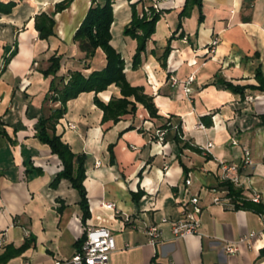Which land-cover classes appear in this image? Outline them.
Listing matches in <instances>:
<instances>
[{"label": "crops", "instance_id": "0c3cea01", "mask_svg": "<svg viewBox=\"0 0 264 264\" xmlns=\"http://www.w3.org/2000/svg\"><path fill=\"white\" fill-rule=\"evenodd\" d=\"M0 1L15 2L11 13L0 15V130L6 133L0 134V253L7 244L19 247L30 237L35 242L5 264L69 259L77 250L75 242L90 226L108 227L115 235L117 249L111 264H264L260 235L241 244L239 251L225 249L251 231H263L264 214L213 202V189L221 188L220 165L225 162L240 167L244 197L252 199L257 191L264 203V92L248 89L241 95L213 84L217 75L236 84H257V68L264 77V0H203L204 21L199 24V13L191 27L188 17L182 20L166 67L159 57L177 27L185 0H159L167 12L137 69L132 68L137 41L125 36L123 29L131 20L132 3L139 0H115L112 44L125 59L128 81L154 97L161 118L150 116L138 103L134 114L116 123L103 122L94 92L68 101L56 128L74 153L87 156L84 185L91 217L85 224L77 190L67 180L57 188L50 186L63 165L35 136V126L43 112L60 105L44 101L52 76L45 77L42 70L51 56H62L58 75L65 79L74 70L88 75L106 66L101 48L85 66L74 41L93 0H72L57 13L56 4L63 0ZM153 1L142 0L137 9ZM41 12L56 21L55 35L48 39L39 38L35 28V16ZM162 23L165 29L158 38ZM216 37V52L206 55L205 46ZM171 75L180 80L174 87ZM190 75L194 80L186 94L182 81ZM98 96L107 103L121 97V91L112 84ZM164 123L168 129L160 143L157 131ZM179 125L182 139L198 149L178 146ZM208 141L214 144L210 152L205 150ZM245 149L252 152L251 166H243ZM183 165L189 169L191 185L185 182ZM34 167L42 173L31 171ZM193 195H199L203 207L201 234L175 237L162 219L180 218ZM150 225L163 231L157 245L145 233Z\"/></svg>", "mask_w": 264, "mask_h": 264}, {"label": "trees", "instance_id": "16d2710c", "mask_svg": "<svg viewBox=\"0 0 264 264\" xmlns=\"http://www.w3.org/2000/svg\"><path fill=\"white\" fill-rule=\"evenodd\" d=\"M72 0H63L56 4L55 13L61 12L68 8ZM142 0L132 3V16L130 22L124 27L123 34L137 41V47L132 56V68L137 69L142 64V56L147 51L148 42L156 32L157 23L162 15L167 12L166 9H156L153 4L142 5L141 9H137V4ZM114 3L115 0H93L86 16L74 34V41L81 52V61H84L85 66H89L93 59L96 50L101 48L107 58V63L101 70H95L86 75L80 70L70 72L68 78L59 76L58 71L61 67V55H53L49 58V65L42 70L45 77L52 76L49 91L45 96V103H57L60 105L55 108H50L49 113L43 112L35 126V136L51 148L62 162L63 168L51 180L50 186L57 188L62 180H67L70 185L77 190L79 194V204L82 209V221L85 224L91 217L90 204L87 196V190L84 185L86 178V154H76L72 151L70 145L63 141L62 136L57 133V123L60 118L67 112V103L69 100L77 98L83 92H94L95 103L103 110V122L112 120L118 122L122 116L126 114H134L138 108V103L142 104L154 118H161L158 114V108L154 102V97L145 92V88L139 85H132L126 76V62L122 54L112 44L113 35L111 26L114 21ZM15 2L0 1V15L9 14L12 12ZM145 7H148L146 9ZM194 8L198 9L199 24L205 19L203 11V0H185L182 10L179 12V22L175 31L168 39L167 45L164 48L162 55L159 57L161 65L167 66V58L171 52V41L174 36L183 27L182 20L189 17ZM56 21L53 15L46 12H41L35 16V28L39 33V38L48 39L55 35ZM184 33L181 32V36ZM255 79L257 84H236L232 81L220 78L218 75L213 84L228 89L234 93L245 95V92L250 90H259L264 92V77L260 68H257ZM115 84L120 88L121 97H113L107 103L103 102L98 94L106 90L110 85ZM44 111V109H43ZM130 128H134L131 125ZM168 129L167 123L161 125L160 129ZM175 135L176 142L180 148H196L188 141L182 139V129L179 125ZM0 133L6 134L2 129ZM198 149V148H196ZM111 161L114 162L113 145L110 146ZM184 172L188 175L189 169L185 165ZM38 174L42 173L41 168H33ZM31 169V171L33 170ZM219 186L228 189V195L232 198L235 207L234 209H244L253 211L258 214H264V203L254 202L251 199L244 197L243 190L240 187L234 186L229 181H222ZM86 239V232L75 242L78 249ZM34 238H27L22 245L15 247L12 244H7L4 250L0 253V264H5L11 258L22 254L26 249L33 245Z\"/></svg>", "mask_w": 264, "mask_h": 264}, {"label": "built area", "instance_id": "2783aa9c", "mask_svg": "<svg viewBox=\"0 0 264 264\" xmlns=\"http://www.w3.org/2000/svg\"><path fill=\"white\" fill-rule=\"evenodd\" d=\"M159 0L153 1V6L156 9H161ZM148 9V7H145ZM219 39L213 38L205 46V54H214L216 52ZM194 80V75H190L187 80L182 81L183 89L186 94H190V84ZM170 83L174 87L180 83V80L174 76H170ZM248 99L252 100V96H248ZM201 127H204L200 124ZM73 127V126H72ZM166 129H159L157 131L158 142H163ZM236 144L237 141H234ZM213 142L208 141L205 150L210 152L213 147ZM99 164V162L97 163ZM254 164L252 152L249 149H245L243 152V166H251ZM220 179L221 181H229L236 187L243 185L242 176L240 173V167L236 164H229L222 162L220 165ZM187 185L192 184L191 176L188 175L185 180ZM215 196L213 202L222 206L234 208L235 204L232 198L228 195V189L226 187L214 188ZM252 201L260 202L261 195L257 191L253 192ZM203 207L200 203L199 195H193L188 204L185 205L182 216L178 219L163 218V223L171 225V231L175 237H185L188 235L201 234L200 228L202 225L201 214ZM145 233L149 237V242L153 245H157L162 238L163 231L158 225H150L146 228ZM264 237V230L261 232L251 231L249 234L243 236L237 243H227L225 249L228 253H234L239 251L241 244H249L250 241L256 236ZM1 245V243H0ZM117 249V242L112 230L105 226H90L86 229V239L81 248L76 250L75 253L69 259H56L53 264H111V254Z\"/></svg>", "mask_w": 264, "mask_h": 264}, {"label": "rangeland", "instance_id": "374dc122", "mask_svg": "<svg viewBox=\"0 0 264 264\" xmlns=\"http://www.w3.org/2000/svg\"><path fill=\"white\" fill-rule=\"evenodd\" d=\"M197 15H198V12H197V9L195 8L194 10H193V13H192V15H190L189 17H188V21H190V22H188V26L189 27H191L193 24H192V22L191 21H196V17H197ZM164 24L162 23L161 24V26H160V28H159V34H158V38H159V36L163 33V31H164ZM0 128H1V125H0ZM1 134V133H0ZM6 140V139H5ZM33 169V168H32ZM34 170V169H33Z\"/></svg>", "mask_w": 264, "mask_h": 264}]
</instances>
